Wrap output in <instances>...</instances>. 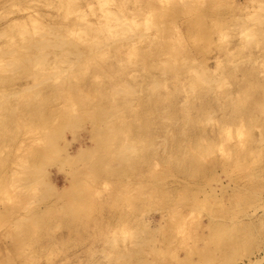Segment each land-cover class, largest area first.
<instances>
[{"label":"rangeland","instance_id":"374dc122","mask_svg":"<svg viewBox=\"0 0 264 264\" xmlns=\"http://www.w3.org/2000/svg\"><path fill=\"white\" fill-rule=\"evenodd\" d=\"M0 81V264H264V0H0Z\"/></svg>","mask_w":264,"mask_h":264},{"label":"bare ground","instance_id":"6f19581e","mask_svg":"<svg viewBox=\"0 0 264 264\" xmlns=\"http://www.w3.org/2000/svg\"><path fill=\"white\" fill-rule=\"evenodd\" d=\"M55 47L65 48L66 44H60V43H55V44L50 43L49 44V43H45V42H40L37 45V50L39 51V54H38V56H36L34 58V60H32L31 63H33L35 66H38V67H46V65L48 64L49 56H51V54H52L49 50H51V49L54 50ZM74 48L75 47L71 46L70 49L73 50ZM77 55H79V54H77ZM38 76H40V73L38 74ZM0 84H5V82L4 81H0ZM256 104H258V101H256ZM185 121L188 122V121H190V119L188 118V120H187V118H186ZM263 139H264V134H261L260 141L262 142ZM251 149H252V147H251ZM217 164H218V162L216 161V162H214L213 165L216 168H218ZM225 168L226 167H224V169H223L224 173L226 175H228L229 171H227L226 170L227 168L226 169ZM259 178H260L259 174L256 175V176H253V175H250V174H248V175H243V174L240 175V181H241L240 187L241 188H239V190H238L240 197H243V196L246 197L247 196V198H248V197H251L254 194H256V190L254 188L255 187L254 184L258 185V179Z\"/></svg>","mask_w":264,"mask_h":264}]
</instances>
